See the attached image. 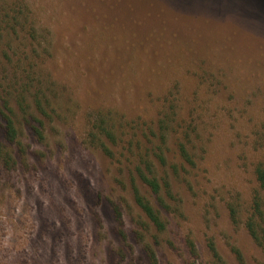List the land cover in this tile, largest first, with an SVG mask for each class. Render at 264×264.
<instances>
[{"label":"rangeland","instance_id":"1","mask_svg":"<svg viewBox=\"0 0 264 264\" xmlns=\"http://www.w3.org/2000/svg\"><path fill=\"white\" fill-rule=\"evenodd\" d=\"M1 4L15 32L11 45H0V93L34 74L29 114L9 104L20 147L16 168L0 169V264H152L146 244L156 264H191L186 238L196 243L198 264L211 261L209 240L223 264H264L226 208L232 200L246 205L251 163L262 158L264 0ZM167 110L181 127L165 130L171 146L158 171L165 177L169 164L181 165L175 147L184 137L195 166L172 174L170 209L161 213L167 229L156 238L133 189L156 205L136 168ZM100 114L112 125L115 140L104 142L113 156L92 137Z\"/></svg>","mask_w":264,"mask_h":264},{"label":"trees","instance_id":"2","mask_svg":"<svg viewBox=\"0 0 264 264\" xmlns=\"http://www.w3.org/2000/svg\"><path fill=\"white\" fill-rule=\"evenodd\" d=\"M1 1L2 0H0V45H11L9 43H12L13 40L10 38L13 36L15 30H13L14 27L10 26V20H6L7 15L2 14L6 11L5 7L2 6ZM36 51L37 49L33 48L32 53L36 54ZM4 56L6 57V55ZM1 59L2 57H0V63L4 61V58L3 60ZM28 66L30 68L32 65ZM2 72L4 74V72L7 71L2 67ZM8 74L10 73L8 72ZM33 74L34 72L30 71L29 75ZM29 75L20 80V87L15 89V92L11 91L12 93H9V95L4 93V97L2 96V93H0V113L5 122L3 139H0V169L2 170L13 171L18 164L17 152L20 147V134L16 118H13L14 110L9 104L11 101H14L18 107L17 112H20L21 116L26 117L29 114L30 104L28 102L29 97L27 91L31 88L30 84L32 83V77ZM13 78H17L16 73L13 75ZM45 86L46 85L44 84L43 87ZM1 87L2 79H0V88ZM32 97L34 98V104H38L40 90H37ZM166 112L167 113L162 114L164 118H162L157 124L158 136L156 135L153 137V142L149 141L150 147H144L141 151H139L141 152L138 155L139 165L136 168L138 180H140V182L147 188L148 192L155 200L156 205L152 203L149 197L143 195L136 186L133 189L134 201L155 231L156 238L158 234L166 232L167 229V221L161 213L162 211L167 212L170 209V202L168 200H172L173 198L172 174H178L179 169L183 168L184 164H188L191 167L195 166V162L192 160L194 156L189 155L190 151L188 146L190 144V139L189 137H184V141H179L177 147H175V153H179L181 165L178 166L176 162V164L174 162L169 164L171 166L167 168L165 177H162L158 171L156 164L159 168L166 167L167 159L165 156L168 154V147L171 146V139L164 138L166 132L171 130L172 132L174 131L177 133L178 130H176V128L181 127V123L176 121V115H174V113L170 110H167ZM100 116L101 117H98L99 120L94 127L96 128L98 138L95 136L92 137L94 141H99L97 143V147H99L104 155L113 156L112 150L104 142V139L110 143L115 140V137L111 132L112 125L109 124L105 118H103V114H100ZM175 122L176 128L174 129L173 126ZM166 129L167 131L165 132ZM34 130L36 134L42 137V131L38 129ZM186 131H190V133L193 132L192 129H189V127L186 128ZM258 150L261 152L262 158L256 159L255 162L253 161L251 163L255 179V187L251 190L246 205L243 206L241 202L232 200L227 203L226 208L230 223L234 226H242L253 243L260 249L264 257V145H262V147H258ZM192 156L193 158H191ZM139 236H143V233H139ZM169 243L171 244V242ZM185 247L192 259L191 264H198L200 260V253L195 241L191 238H186ZM145 248L152 264H156V251L153 246L151 244H146ZM207 248L208 253L211 256V261H207L204 264H223L222 257L213 240L208 241ZM238 257L240 256L238 255Z\"/></svg>","mask_w":264,"mask_h":264}]
</instances>
